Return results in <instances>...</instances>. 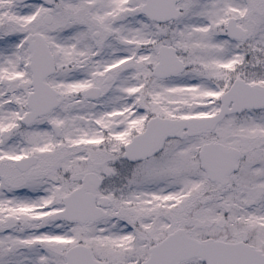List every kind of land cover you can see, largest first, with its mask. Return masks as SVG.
Instances as JSON below:
<instances>
[{
    "label": "snow or ice",
    "instance_id": "obj_1",
    "mask_svg": "<svg viewBox=\"0 0 264 264\" xmlns=\"http://www.w3.org/2000/svg\"><path fill=\"white\" fill-rule=\"evenodd\" d=\"M0 264H264V0H0Z\"/></svg>",
    "mask_w": 264,
    "mask_h": 264
}]
</instances>
